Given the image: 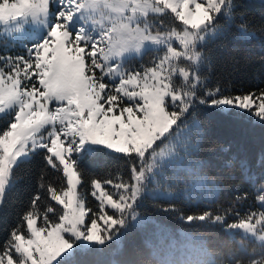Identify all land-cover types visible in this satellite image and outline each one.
<instances>
[{
	"label": "snow or ice",
	"instance_id": "obj_1",
	"mask_svg": "<svg viewBox=\"0 0 264 264\" xmlns=\"http://www.w3.org/2000/svg\"><path fill=\"white\" fill-rule=\"evenodd\" d=\"M229 34L264 46V15L248 0H0V213L39 159L0 264H264V87L213 75ZM209 115L259 132V158L213 141ZM100 160L120 162L115 174L90 173ZM237 172L247 187L220 204ZM154 214L229 239L185 234L155 261L124 250Z\"/></svg>",
	"mask_w": 264,
	"mask_h": 264
},
{
	"label": "trees",
	"instance_id": "obj_2",
	"mask_svg": "<svg viewBox=\"0 0 264 264\" xmlns=\"http://www.w3.org/2000/svg\"><path fill=\"white\" fill-rule=\"evenodd\" d=\"M248 3L253 6L255 17L259 20L260 16L264 15V13L261 12L258 6V0H248ZM213 51L220 61L214 69L213 75H225L231 72L228 79L235 86V89L252 90L257 87H264V46L258 41H246L235 38L233 34H229L223 39V43L214 45ZM233 66L235 67V71H232ZM207 122L212 129L213 141H216L218 144L231 143L233 152L243 153L247 151L249 154L254 153L257 159L259 158L261 147L259 132L248 137L241 129L219 122L214 117H211V115H209ZM217 151L218 149L209 150V145L204 143L203 150L200 152V159L206 166L205 171L209 172L210 175L219 173L220 171V157L214 154ZM119 163L118 161L108 160L95 161L88 164V170L92 174L103 170H111L115 174ZM38 167L39 159L20 171V179L17 182V187L12 194L10 203L7 209L0 213V237L3 236L2 229L14 221L22 202L26 201L34 193L37 187L35 173ZM49 175H51V172ZM224 175L227 176L228 173H224ZM239 176L240 174L237 172L236 180L225 181L223 191L218 197L220 204L226 206L227 201L232 199L236 194V188L247 187L246 182L242 181ZM243 210L242 207L241 211ZM185 234L194 238L203 237L205 241L212 245L227 242L229 239L218 231L209 232L202 229L190 228L173 217L154 214L144 226L136 231L130 240L126 239L124 241L123 249L127 250L130 243L134 242L143 253L144 259L155 261L158 257L152 255L154 250L159 256H163L167 252L179 255V251L183 246L189 243ZM145 240L150 241L151 247L145 243ZM114 258L118 257H112L107 254L99 256L102 264H109V261Z\"/></svg>",
	"mask_w": 264,
	"mask_h": 264
},
{
	"label": "rangeland",
	"instance_id": "obj_3",
	"mask_svg": "<svg viewBox=\"0 0 264 264\" xmlns=\"http://www.w3.org/2000/svg\"><path fill=\"white\" fill-rule=\"evenodd\" d=\"M19 47H20V46H19V44H18V45H17V49H16V50H19Z\"/></svg>",
	"mask_w": 264,
	"mask_h": 264
}]
</instances>
